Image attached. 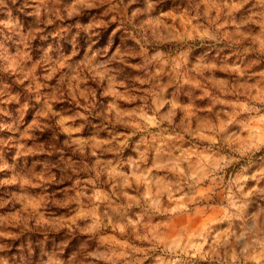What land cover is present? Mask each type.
Instances as JSON below:
<instances>
[{
    "label": "rangeland",
    "instance_id": "1",
    "mask_svg": "<svg viewBox=\"0 0 264 264\" xmlns=\"http://www.w3.org/2000/svg\"><path fill=\"white\" fill-rule=\"evenodd\" d=\"M0 264H264V0H0Z\"/></svg>",
    "mask_w": 264,
    "mask_h": 264
}]
</instances>
